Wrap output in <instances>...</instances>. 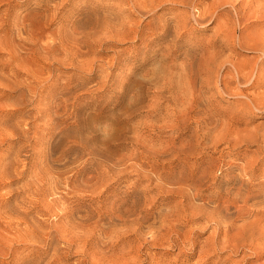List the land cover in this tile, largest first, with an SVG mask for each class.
I'll return each instance as SVG.
<instances>
[{
    "label": "bare ground",
    "instance_id": "6f19581e",
    "mask_svg": "<svg viewBox=\"0 0 264 264\" xmlns=\"http://www.w3.org/2000/svg\"><path fill=\"white\" fill-rule=\"evenodd\" d=\"M112 1L76 0L77 6L74 5L73 9L69 7L68 11L65 7L71 0H60L53 15L52 12L47 14L42 11L43 7L33 8L20 17L14 16L9 23L4 18L0 20L2 27H9L0 36V41L4 43L3 48L7 49L6 59L11 75H24L36 81L39 79L38 74H53L54 67L57 71H70L65 80H59L45 91L35 90V86L32 88L29 84L26 87L27 91L36 94L37 99L32 102L40 104L38 118L45 120L41 136L33 137L41 147L37 153H40L42 160L57 163L60 167L58 172L52 171L56 175L49 170L44 173L46 187L52 195L56 194L57 188L63 187L70 195L66 197L58 191L59 195L51 203H29L35 204L32 208L40 215L49 214L42 220L47 229L40 228L43 224L37 225L39 222L36 220H27L25 215L30 212V205L23 206L17 213L18 219H21L18 222L4 215L7 210L0 211L4 228L15 232L22 230L40 237L48 249L59 254V260H52L53 264H59L63 257L67 258L66 253L72 247H78L82 237L96 234L95 237L106 235V238L111 239L106 231L116 234L120 239L107 240L106 244L110 247L132 237L123 241V250L134 260L133 264H146V261L147 264H161L147 254L141 258V250L149 249V244L167 243L169 246L166 247H179L180 251L188 249L194 253L198 228L215 225L216 234L214 232L215 235L207 238L204 244L206 250L200 251L206 257L205 263L210 261L214 253L218 256L227 254L222 262L219 261L221 264H247L254 260H262L258 264H264V120L250 125L254 118L264 117V0ZM228 5L232 7L233 16L230 15L231 11L217 10L220 6ZM62 10L63 13L59 14ZM4 11L7 16V9ZM53 17L58 18V25L55 23L57 28L52 35L54 38L46 33L52 40L41 42L45 30L50 29ZM148 17L151 18L148 20ZM213 20L219 21L215 22V28L219 30V38L223 43L221 48L228 50L226 56L221 50L200 55L193 52L190 44L183 48L181 42L186 35L184 31L189 26L197 24L206 28L205 25L211 24ZM238 28L243 30L237 33ZM107 38L109 41L130 42L131 46L125 49L134 50L123 59L111 58L113 67L118 64L126 66L128 61L140 58L144 61L149 54L155 55L163 63L182 56L183 61L178 65L182 73L176 79L184 88L182 109L178 110L177 115L171 112L170 125L151 124L144 127L145 130H153L154 134L162 131L173 133L169 139L136 137L131 149L117 153L106 145L107 140L99 139L98 134L93 133L89 123L91 116L84 113L85 106L99 110L95 115L101 120L105 118L104 112L113 109H108L110 105H118L130 98L131 103H134L141 97L140 93L130 96L127 92L133 68L128 73L119 72L118 75H124L119 89H110L109 86L107 93L86 100L82 97L87 89L79 94L72 91L80 83L82 88L88 80L97 76L96 71H100L102 63H97L89 56L93 45ZM239 49L251 54L238 58L242 53ZM27 56L41 63L38 69L32 67L34 64L28 61ZM85 71L87 74H83ZM102 77H99L97 87L94 86L96 93H101V88L105 91L107 86V81ZM73 80L78 83L73 84ZM173 80L171 78V87H168L171 92L176 84ZM166 85L169 82L156 86L158 89L146 94L151 97L149 113L154 115L163 109L166 110L163 113H167L162 92ZM172 94L169 97L176 104L177 95L174 92ZM217 96L221 100L228 97L227 105L222 106L220 101L214 102ZM45 99H48L47 102H43ZM142 128L138 126L137 130ZM28 130L30 128L22 129L21 132L24 134ZM182 133L184 136L180 138ZM58 148L62 149L60 154L52 156ZM201 148L206 151L218 149V155L203 159L205 152H199ZM17 158L14 160L17 161ZM72 168L75 169L72 173L63 176ZM129 173L135 175L132 185L120 189L121 177ZM8 174L9 171L2 168L0 180L7 179ZM112 184L114 186L109 190ZM0 185L4 184L0 181ZM33 188L44 193L42 186ZM78 190L85 194L76 195ZM88 191L94 196L87 194ZM86 195L90 196L87 200L96 199L95 206L83 202ZM62 199L65 202L54 209ZM19 223L23 226L18 228ZM57 239L65 243L64 249L53 248ZM137 242L138 245L126 250L127 245ZM82 246L86 247L87 242ZM245 252L252 254L247 258ZM239 254H242L240 259H232ZM252 257L254 260H251Z\"/></svg>",
    "mask_w": 264,
    "mask_h": 264
},
{
    "label": "rangeland",
    "instance_id": "374dc122",
    "mask_svg": "<svg viewBox=\"0 0 264 264\" xmlns=\"http://www.w3.org/2000/svg\"><path fill=\"white\" fill-rule=\"evenodd\" d=\"M58 1L60 0H45V1L44 0H33V4H32V0H0V20H3L4 18V20L6 19L8 21L7 23H9L14 18V16L20 17V15L21 16L25 15L26 12H27L26 14H28L29 10L32 11L33 8L41 9L43 7L44 8L42 9V11H45V13L47 14L48 12L49 13L52 12L51 15H53L54 8H56L57 4L59 3ZM75 1L76 0H71L70 4H68L65 7V9L67 10L69 7L73 9L75 6H77V3H75ZM208 1H212V0H208ZM111 2L113 1L111 0ZM47 6L48 7L50 6L49 8L51 9L49 10ZM111 6H112V3H111ZM71 8L70 10H72ZM5 9H7V16L4 11ZM231 9L232 7L230 5L220 6L217 8V10L219 11H223V10L231 11L230 15L233 16L232 15L233 10ZM64 10H62L59 14L63 13ZM15 12L17 15L15 14ZM132 17L133 18L137 17L136 19H142V20L144 19L143 17L139 18V16H132ZM149 18L151 17H148L146 19L149 20ZM56 21L58 22V18H54L53 20H51L50 25H49L50 29L45 30V33H43L41 42H49L52 40L50 38L53 35V32L55 31L58 25ZM217 21L218 20H213L211 24L209 23L208 25H205L206 28L199 27L197 24L195 25L192 24L191 26H189V28H187L186 30L187 31L190 30L191 32L189 31L190 32L189 33L186 30L184 31L186 35L181 42L183 44V48L190 44L193 46L192 47L193 52H196V53L198 52V54L200 55H206V54L212 53L213 51L221 50V53L224 56H226V54H228V50L221 48L223 46V43H221V38H219V30L215 28L217 27V24L215 23ZM7 26L5 25L3 27L2 26L0 27V36H3L4 35L3 33L7 31V29L9 28ZM52 27L53 29H51ZM242 28L244 29L245 27H242ZM242 28L241 29L238 28L237 33L240 30H243ZM14 32L15 30H13V33ZM46 33H48L47 35H51V36L48 37L47 35H45ZM118 41L115 39L113 40L110 39L109 41V38H107L101 41L100 43L98 44L96 43L93 45L92 53L89 56V58H93L99 64L102 63V67L100 71L98 73L96 71V75L98 77L93 76V78H91L84 84V87L80 88L81 86V83H80V86L76 89L73 88L72 91L79 94V93L86 92V89H87V92L82 97L83 100H86V98L95 97L97 95L99 96L101 94L107 93V91L109 90L107 87L109 86H111L109 87L110 89L111 88L119 89L118 87L120 86L119 85L120 81L122 78H124V75L122 74L118 75L119 72L123 71V73H128V72H131V70L130 71L128 70L133 68L131 72L132 75L128 81L127 92L130 96H132L134 93H140L141 95L140 99H138L134 103H131L132 99L130 98V100L127 99V100H123L119 102L118 105H115V106L110 105L108 109L111 107L113 109L107 110L106 112H104L103 115H105V118L101 120H98L95 115L98 113L99 110L97 109L93 110L89 106H85L84 108L85 115L89 114L91 116L90 117L91 122L89 123H90L91 129L93 130V133H97L99 139L104 138L105 140H107L106 145H109L108 147L111 150H113V152H117V153L123 152L124 153L133 147V143L135 142L134 140L136 137L141 138V139L143 138L152 139L153 138L154 140H157V139L167 140V138L169 139V137L173 135V133L171 132H164V131L155 132L156 134L155 135L153 133V130L149 128L148 130H145L144 127L151 125V124L170 125L171 122L169 123V119L172 118V116H170L171 112L172 113L174 112V114L177 115L179 114L178 110L182 109L183 104H182L181 98H183L182 90H184V88L182 87L181 83L178 84L177 76L179 73L180 74L182 73V71H179L181 69L179 68L178 65L183 61V58L182 56H180V58H177L176 60L169 59L170 61H166L163 63L159 61V59L155 55L149 54L150 57L148 56L147 59H145L144 61L140 58L139 60H137L138 62L132 60V61H128L126 66L118 64L116 67H113L110 62L112 61L111 58L112 59L116 58L120 60V59H123L124 57H128L129 54L134 52L133 49H128V50L125 49L126 47L131 46L130 42L121 41V40L119 42ZM3 44L4 43L0 41V73H2V75L0 74V171L2 168L3 169L6 168L9 171V174H8L9 177H6L7 179L0 180L1 183L4 184L3 186L0 185V201H1L0 203H2L3 205L2 207H0V211L7 210V212H5L4 215L7 217H10L11 220L15 222H18L21 219H18L17 216L19 215H17V213H19L20 210L23 209V206L28 207L30 205L31 207V209L29 210L30 212L27 215H25L27 220L31 222L36 220L39 222L36 224L41 225L43 224L42 220H45L49 214L45 216L40 215L36 211V209L32 208L33 206H35V204H29V203H32V202H36L37 204L51 203L54 200V197L58 196L60 193L64 194L66 197H68L70 193H68L67 195L66 189L63 187V188H59V190L57 188L56 194L52 195L50 194L51 190L46 187L47 184L45 182H47V180L44 179V173L47 172L48 170L51 172L52 171L58 172L60 167H58L57 163H53V162L48 163L47 160H42L40 157V153H37V151L39 152L41 150V147H40L39 142H35L33 140V137L35 138L36 136H41L44 126H45V120L43 118H38L37 110L38 108L41 107L40 104H37L35 101L32 102L34 99H37L36 94L33 92L27 91L26 87L29 84L30 86H32V88H34L35 86V90L41 89L45 91V89H47L51 85L58 83L59 80H65L66 77H68V75L70 74V71L68 70L67 71H57L56 67H54L53 74L51 73L50 76L47 75L48 73L41 74V75L38 74L37 76H39V79L36 81H31V79L26 78V76L24 75L13 76L9 73L10 66L8 64V60L6 59L8 58L7 49L3 48L2 46ZM182 51L183 50L181 49V52ZM239 51L242 53L239 54V56L237 55L238 58H243L251 54V53H246L240 49ZM27 59L28 61L34 64L32 65L34 69L35 67L38 69L39 66L41 65L40 62H38L37 60H32L31 58H29V56H27ZM158 64L160 65L158 66ZM162 64L163 65L166 64L164 66L165 68L163 67ZM120 67L123 69H121ZM162 67L167 72L164 71ZM96 68H98V66H96ZM159 68H161V70H159ZM156 71L158 72L155 73ZM172 71H174L176 75ZM162 72L164 73L162 74ZM85 73L87 74V71L83 72V74ZM158 73L163 75L162 79H164L163 80L164 82L161 79V75H159ZM166 73L169 75L168 79H167L168 75ZM172 74L177 78L173 77ZM101 75L104 77H102ZM150 75H152L153 77H151ZM99 77L100 78L102 77V79L104 78L103 80L107 81V86L105 88V91H103L102 90L103 88H101L99 89L101 90V93H96L97 89L96 90L94 89L95 87H97V83L100 81ZM109 77H112V78H109ZM119 77H120V80L118 79ZM170 77L172 79H175L173 80V83H176L175 85H173V88L175 87L176 90L174 88L172 92H171V89L168 88V87H171ZM43 78H46V79H43ZM159 78L161 79V81ZM157 80L159 82H157ZM76 82L78 83L77 80H73V84H75ZM168 82L170 86L166 85V87L162 91L163 97H164V98L162 97L164 99L162 100L164 104H167L166 105L167 113L166 112L163 113L164 111H166L165 109H163L161 113H156L154 114L155 115L154 116L153 114L149 113L148 105L150 103L151 97L146 94L151 93L155 89H158L157 87L162 84H168ZM22 83L24 85L26 84V86L22 85ZM178 85L179 86L181 85V86L179 87ZM238 88L241 90L244 89L243 87H240V86H238ZM167 92L170 95L173 92L174 94L177 93L176 94L177 95L176 104H174L170 99V97L173 96V94L170 96ZM211 92H213V90L210 91L208 94H211ZM178 95L179 96L181 95L180 98ZM166 96L167 98H169L168 100ZM47 100L48 99H45L43 100V102H47ZM227 100H228V97H226L224 100H221V98L217 96L214 102L220 101V104L222 106H226ZM262 120H264V117L254 118L251 121L250 125H254ZM170 121H172V119ZM138 126L143 127V128L137 130ZM25 128H30V130H28L27 133L23 134L21 130ZM183 136L184 134L182 133L180 138H182ZM65 142L66 140L64 139L63 143ZM249 149H252V148H249ZM61 150H62L61 148H58L57 151L52 156L54 157L58 156ZM217 150L218 149L214 150V148H212V149H207L206 151L205 149L201 148L199 149V152L204 151L205 154H204L203 159H209L210 157L211 158L217 157L218 155ZM243 150L244 149L242 148L241 151ZM16 156L18 157L17 161L14 160ZM61 170H64V168H62ZM74 170H75L74 168L70 169V171L63 174V176H65L66 174L72 173ZM134 179H135V175H133V173L132 174L129 173L128 175L124 174L120 179L122 182L119 184L120 189H124L126 185L131 186ZM37 185L43 187L44 193L39 192L37 191V189L33 188V186H37ZM113 186L114 184L110 186L109 190H111ZM58 191H59V194H58ZM86 193L89 194L91 193V191H88ZM77 194L83 195L85 193L84 191L78 190L76 192V195ZM91 194H92L91 196H94V193H91ZM89 195H86L84 197V199L86 200L85 201L83 200V202L86 205L92 204L93 206H95L96 199L91 200V201L87 200L90 197ZM167 200H170V199H167ZM61 202H65L64 199H62L59 202V204L55 206L54 209H58ZM22 226H23L22 223L18 224V228ZM40 228L47 229L48 227L44 226L43 224V227H40ZM197 231L198 233L197 235H195V237L198 242L195 247L194 253H191L190 250L188 249H183V250L181 249L180 251L179 247L178 248L177 247H172V248L166 247V246H169V244L167 243H163L160 245L149 244V249L141 250V258H144L145 254H147L151 256L155 262L157 261V262H160L161 264H221L220 262H222V259L225 258L227 254H222L221 256H218V255H214L213 253L210 257L211 258L210 261H208V263H205L207 262L205 260L206 257L204 256L203 252L200 253V251H204L207 248V246L204 245L206 244V241L208 240L207 238L211 237L210 235L216 234L215 225H212L209 228L207 227L198 228ZM106 232L111 235L110 237L111 239L106 238L105 237L106 235H99L100 237L98 236L99 237L98 239V237H95L96 234L93 236L82 237L78 244V247L76 246L72 247L69 250L71 253L69 251L66 253L68 257L67 258L63 257V260L59 264H95V263L96 264H133L134 260H132L130 258V255L127 254L123 250L124 248L123 241L131 239L132 237L121 240L119 243L115 245V247H110L109 244H106L107 240L115 241V240H120V239L118 238L116 234L111 233L109 231H106ZM1 235H4V237H2ZM147 237L149 236L147 235ZM101 238H105V239H101ZM102 241L104 242L102 243ZM86 242H87V246L83 247L82 246L83 243H86ZM24 243H33V245H25ZM64 245L65 243L61 239L59 240L57 239L56 242L53 243V248H56L58 250L64 249ZM134 245H138V242L127 245L126 250ZM82 248H86V250L83 251ZM251 254L252 253L250 252L244 253V255L247 258ZM62 255H64V253ZM241 256L242 254L235 255L232 257V259L238 260L241 258ZM58 257H59V254L54 253L53 249H48L47 246L44 245V242L40 240V237L34 236L33 234H30V232H23L22 230L20 232H15V230H9V228H6V227L4 228L3 219L0 218V264H53L54 261L52 260H59ZM252 259L253 257L251 258V260ZM259 261L261 262L262 260H257V261L254 260L252 262L250 261L247 264H258ZM146 264H147V261H146Z\"/></svg>",
    "mask_w": 264,
    "mask_h": 264
}]
</instances>
